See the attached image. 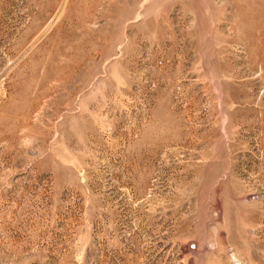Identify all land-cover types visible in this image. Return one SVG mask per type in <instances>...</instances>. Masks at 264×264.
<instances>
[{"label":"rangeland","instance_id":"rangeland-1","mask_svg":"<svg viewBox=\"0 0 264 264\" xmlns=\"http://www.w3.org/2000/svg\"><path fill=\"white\" fill-rule=\"evenodd\" d=\"M0 264H264V0H0Z\"/></svg>","mask_w":264,"mask_h":264},{"label":"water","instance_id":"water-1","mask_svg":"<svg viewBox=\"0 0 264 264\" xmlns=\"http://www.w3.org/2000/svg\"><path fill=\"white\" fill-rule=\"evenodd\" d=\"M190 247H191V249H194L195 248V245L194 244H191Z\"/></svg>","mask_w":264,"mask_h":264}]
</instances>
